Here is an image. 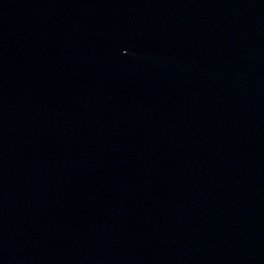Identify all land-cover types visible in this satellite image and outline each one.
Segmentation results:
<instances>
[{
    "label": "water",
    "instance_id": "water-1",
    "mask_svg": "<svg viewBox=\"0 0 264 264\" xmlns=\"http://www.w3.org/2000/svg\"><path fill=\"white\" fill-rule=\"evenodd\" d=\"M0 264H264V0H0Z\"/></svg>",
    "mask_w": 264,
    "mask_h": 264
}]
</instances>
